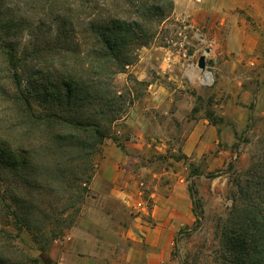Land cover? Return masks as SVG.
Here are the masks:
<instances>
[{
    "label": "rangeland",
    "instance_id": "374dc122",
    "mask_svg": "<svg viewBox=\"0 0 264 264\" xmlns=\"http://www.w3.org/2000/svg\"><path fill=\"white\" fill-rule=\"evenodd\" d=\"M5 1L8 12H14L13 15L34 27L33 32L16 30L19 34L13 38L20 47L48 44L61 47L68 43L77 52L90 53L97 45L93 32L87 29L92 19L81 0ZM174 3L168 17L156 24L154 38L147 44L135 46L130 63L112 78L114 89L122 96L123 111L115 121L114 133L111 134L119 137L120 130L124 138L129 139L132 130L127 124L128 118L134 115L139 119L140 110L149 107L148 115L154 124L157 119L162 126L143 128L153 138L152 148L145 156L149 160L148 164L163 174L160 182L166 185L180 182L188 188L190 185L195 187V196L191 198L193 219L184 221L185 225L178 230L164 264H223L219 260L220 224L228 215L233 196L248 177L247 171L254 161L264 157V45L253 50L245 45L227 46L226 38L232 26L226 18L229 13L223 15L218 10L219 0H174ZM57 12L67 15L72 22L67 27L68 30L73 29L69 36L60 32L62 17L55 19ZM244 17L247 19L246 27H250L246 33L253 29V34L257 37L260 35L264 43L263 24L248 14H244ZM60 35L62 39L58 38ZM207 48L211 49L209 53L206 52ZM203 54L206 55V70L211 73V80H207V73L198 67L199 57ZM46 56L49 57V52ZM4 58L0 52V147L4 139L15 140L17 135V113L4 96L5 91L15 90ZM39 59L34 57L28 62L29 72ZM59 61L56 64V77H60V71H63ZM39 65L49 69L43 62ZM73 72L82 75L85 71H82L81 65H77ZM24 74V82H27L29 74ZM54 80L52 77L51 81ZM160 86L166 91L154 96L165 97V104H162L168 114L161 113L160 97L150 98L154 97L152 91ZM204 118L214 125L217 133L213 137L206 135L208 137L203 138L204 143L200 148V142L193 143V152L187 155L184 152V148L189 145L187 139L194 124ZM162 131H165L163 135ZM161 136L165 139L161 140ZM104 145L94 157L95 164ZM10 171V168H3L0 162L1 189L2 179L13 178ZM90 185L81 212L73 224L70 225L72 214L53 216L49 220L39 216V222L44 221L46 225H50L57 217L62 219L63 233L52 241L45 255L50 264H58L52 254L56 242L62 241L80 221L82 211L92 195ZM36 196L41 207L44 205L52 212L49 205L53 204L58 212L60 203L53 195L40 196L37 193ZM7 207L2 204L0 194V227L7 229L12 236V254L18 260V248L23 247L34 255H43L30 232L19 231L12 225L14 217ZM46 235L50 236L51 232H46ZM0 239V255L5 257L11 251L1 245L9 242L3 235Z\"/></svg>",
    "mask_w": 264,
    "mask_h": 264
},
{
    "label": "trees",
    "instance_id": "16d2710c",
    "mask_svg": "<svg viewBox=\"0 0 264 264\" xmlns=\"http://www.w3.org/2000/svg\"><path fill=\"white\" fill-rule=\"evenodd\" d=\"M81 3L92 19L87 29L93 32L97 44L90 53L77 52L68 43L61 47H20L13 38L19 34L16 30L32 31L34 27L8 12L6 1L0 0V52L15 87L5 91L4 96L17 113L16 138L4 139L0 147L1 165L13 174L11 179H2L0 194L2 204L8 206L14 217L12 225L19 231L30 232L43 254L37 256L22 247L18 248L17 260L12 254L11 234L0 227V236L9 242L1 246L11 251L5 257L0 255V264H50L45 255L52 241L63 233L62 219L57 217L46 225L38 218L49 220L72 214L70 225L75 222L93 180L95 155L108 138L118 139L111 133L123 103L112 78L130 63L135 46L154 38L156 24L165 20L175 5L174 0ZM61 17L59 30L69 36L73 29L67 27L72 22L67 15L57 12L55 19ZM34 57L40 59L29 72L28 62ZM57 61L63 67L60 77H56ZM42 62L49 69L38 66ZM77 65L85 71L82 75L73 72ZM24 72L29 74L27 82ZM247 173L219 227V260L223 264H264V157L254 161ZM191 192L194 194L192 186ZM37 193L57 198L58 212L53 204L49 205L52 212L44 205L41 207L36 201ZM194 201L196 204L197 199ZM48 231L50 236L46 235Z\"/></svg>",
    "mask_w": 264,
    "mask_h": 264
},
{
    "label": "crops",
    "instance_id": "0c3cea01",
    "mask_svg": "<svg viewBox=\"0 0 264 264\" xmlns=\"http://www.w3.org/2000/svg\"><path fill=\"white\" fill-rule=\"evenodd\" d=\"M218 10L223 15L229 13L226 18L232 28L226 38L227 46L245 45L253 50L264 45L253 29L246 33L250 27H246L244 17L248 14L264 26V0H219ZM165 91L160 86L152 94ZM164 101L165 97H160L159 103L165 104ZM163 104L161 113L168 114ZM147 109L145 106L140 110L139 119L134 115L128 118L132 130L129 139L118 130L119 139L106 140L90 185L92 195L80 221L62 241L56 242L52 251L58 264H164L178 230L193 219L191 198L195 196V187L160 182L163 174L149 165L145 157L153 138L143 128L161 125L157 119L154 124ZM216 133L217 129L206 118L194 124L185 154L193 152V143L200 142V148L206 135L213 137Z\"/></svg>",
    "mask_w": 264,
    "mask_h": 264
},
{
    "label": "water",
    "instance_id": "95a60500",
    "mask_svg": "<svg viewBox=\"0 0 264 264\" xmlns=\"http://www.w3.org/2000/svg\"><path fill=\"white\" fill-rule=\"evenodd\" d=\"M211 51L210 48H207L206 49V52L209 53ZM198 67L203 71V72H206V73H209L211 74L209 71L206 70L207 68V64H206V55L203 54L199 57V60H198Z\"/></svg>",
    "mask_w": 264,
    "mask_h": 264
},
{
    "label": "bare ground",
    "instance_id": "6f19581e",
    "mask_svg": "<svg viewBox=\"0 0 264 264\" xmlns=\"http://www.w3.org/2000/svg\"><path fill=\"white\" fill-rule=\"evenodd\" d=\"M206 78H207V80H211V78H212L211 74L207 73Z\"/></svg>",
    "mask_w": 264,
    "mask_h": 264
}]
</instances>
